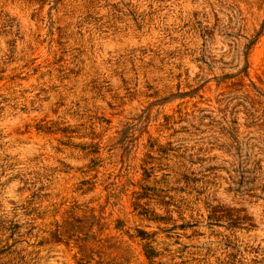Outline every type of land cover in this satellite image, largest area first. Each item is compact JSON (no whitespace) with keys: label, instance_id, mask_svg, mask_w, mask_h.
Masks as SVG:
<instances>
[{"label":"rangeland","instance_id":"rangeland-1","mask_svg":"<svg viewBox=\"0 0 264 264\" xmlns=\"http://www.w3.org/2000/svg\"><path fill=\"white\" fill-rule=\"evenodd\" d=\"M0 264H264V0H0Z\"/></svg>","mask_w":264,"mask_h":264}]
</instances>
